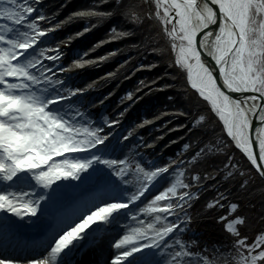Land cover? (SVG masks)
Instances as JSON below:
<instances>
[{
	"label": "trees",
	"instance_id": "trees-1",
	"mask_svg": "<svg viewBox=\"0 0 264 264\" xmlns=\"http://www.w3.org/2000/svg\"><path fill=\"white\" fill-rule=\"evenodd\" d=\"M41 1L50 19L45 24L50 23V27L59 29L56 40L60 46L66 50L69 47L76 49L77 52L80 48L85 53L84 57L73 60L72 70L94 78V83L100 85L104 95L115 94L116 100L119 98L121 106L126 109L125 113L136 120L138 126L150 128L152 141L162 152L170 155L173 161L181 158L185 162V181L190 187L189 194L193 195L188 207H191L190 214L193 219L197 218V224L203 231L204 235L200 234L202 240L211 239L230 251L231 255L223 260L225 264H243L237 259L242 255L238 249L239 242L250 240L255 233L264 231V224L255 220L259 214L251 215L249 208L254 197L264 201L263 179L233 146L217 117H213L218 122L214 128L216 130L210 129L204 136L200 134L209 127V123H206L209 117L203 115H209V104L191 89L186 70L178 69L175 64L171 53V38L163 33L153 18L138 26L139 29L132 37H124L121 43H127L128 48L110 46L112 42L119 41L117 35L126 27L121 18L132 21L135 15L141 17L146 7H151L153 2L150 0L151 3L146 6L143 0H113L114 6L108 3L109 8L118 7L119 11L123 9L117 16L122 30L114 31L115 38H112L109 25L95 20L98 13L92 12L89 7L92 0ZM102 3L104 5L107 1L102 0ZM149 31L153 37L150 36L147 41L143 33ZM153 40L154 43L150 42ZM124 60L135 70L123 67ZM143 61L147 68L141 67ZM144 70L149 79H143L146 76ZM159 82L167 87H159ZM123 90H128L136 97L134 105H129L127 95L117 93ZM190 118L198 122L196 126H190L193 124ZM222 134L238 158L245 162L247 168L243 174L240 168H235L228 160L227 145L219 147L215 142ZM225 168L229 172L225 173ZM259 187L262 188L260 198L257 196ZM230 203L237 204L240 215L247 217L246 223L240 225V231L235 235L226 229ZM256 264H264V257Z\"/></svg>",
	"mask_w": 264,
	"mask_h": 264
},
{
	"label": "rangeland",
	"instance_id": "rangeland-1",
	"mask_svg": "<svg viewBox=\"0 0 264 264\" xmlns=\"http://www.w3.org/2000/svg\"><path fill=\"white\" fill-rule=\"evenodd\" d=\"M89 1L90 0H88L87 2ZM106 1L107 3L103 5L102 0H92L93 3L92 5H89V7L92 12L98 13V16L95 17V20H101L107 23L111 30L112 38H115L114 31L119 32L122 30L120 24L117 21V16L118 13H121L123 9L119 11L118 7L109 8L107 4L109 3L111 6H114L113 0ZM143 1L145 6L147 3H151L150 0ZM151 1L153 2V7H146L145 14H142L141 17L135 15V19H133L132 21L121 18L126 27L123 31L120 32V35H117V39L119 41L112 42L110 46L128 48L129 45L127 43H121V41L124 40V37H132L134 33L139 29L138 26H142L144 23H146L145 20L150 21L151 18H153L160 29L163 31V33L171 38V53L175 60V64H179L178 69H186L188 67L189 69L193 68V61L194 59L198 60L199 56L198 51L195 47L194 40L195 24L191 20L190 10L185 7L177 10L176 2L174 0ZM1 5H4L8 10L12 8V4L9 1L3 2L1 3ZM225 5L229 9L231 19L237 26L239 33L246 45V50L243 57L245 74L251 82L252 86L258 90V86L264 85V0H226ZM152 29H155V27H153ZM35 31L36 30L34 29L33 24H16L14 38L16 41H19L22 38L25 39V42H28L36 37V34L34 33ZM143 34L146 36L147 41H149V37L153 35L151 31H149L147 34ZM154 41L155 40L150 42L154 43ZM4 50L8 51V47ZM9 51L13 53V49H9ZM52 54L53 55L49 57L48 63L50 62L54 67L59 68L60 56L58 54V51ZM45 56L46 55L41 49L39 52V59ZM126 61L127 60L123 61L122 66H128V70L134 69L133 66H129ZM144 61L142 62L141 67L147 68L145 67ZM196 66L198 70L195 75L191 76L190 74L192 86L198 89L200 93L199 96L208 98L212 105V107L207 110L209 115L203 113L205 117H209V119H207L206 121V123H209V127L207 129H205V127V132L200 133L204 136V134H207L210 129L216 130L214 128L217 127L218 122L213 117L218 118L219 115L222 117V113L220 111L230 110V104L226 96L216 86L215 80L213 79L211 73L207 70V68L200 63H197ZM178 72L179 74L181 73L180 70H178ZM145 73L146 76L144 75L143 79H149L148 73L146 71ZM48 78H50V76H48ZM157 85L164 89L165 87H167V85H162L160 82L157 83ZM45 88L48 89V92H46L45 94L42 93V95H37L36 93H34L31 95H26L21 99L22 103L28 106L31 103L37 104V102L46 101L47 98H53L55 96L62 95L60 93V90L63 88L62 86L59 89H51L48 86H46ZM213 99L217 103L214 102ZM188 104L191 107L189 101ZM62 116L67 117L66 114H62ZM190 119L193 122V124L190 126H196L198 122L196 123L192 118ZM246 127L247 126L245 120L241 118V116H239L236 122L235 131L240 141L244 145L248 144L249 142ZM218 132H220V130H218ZM114 137L113 139L101 145L103 148L101 150V153L98 151L96 155L92 157L93 161L98 162V164L93 165V168L91 169H84L85 172L94 171L97 169L105 170V167L108 165V163H111L113 167L115 164L122 170L123 173V176L120 179V186L117 187V192L123 193L122 189H124L126 192H130L131 195H134L136 192H138L139 194H145L147 190L143 189L142 187H144V183L145 185L147 184V187L151 186V177L152 182L155 181V177H160L161 180L153 189L149 191L146 199L139 205V208H137L136 211L125 213L120 217L119 226L114 227L118 228L119 231H117L115 235H112V237H107L109 243L107 245L109 246V249L114 248L113 245H115V242L119 246L122 245L123 247L120 246L121 248H126L130 245H146L150 241V239L148 238L156 239L162 234L168 237L173 233L172 224L174 219H176V217H173L171 215V211L173 210L171 205L175 204V201L172 200V197L179 194L187 187L183 175H181L179 171L174 167H172L170 171H166V173L161 174L152 171L150 167H144L147 165H145L144 160L141 161L137 157L136 146L131 144L130 142H125L124 140H122L121 136H118V134H116ZM215 142L219 144V147L222 145H227V150L229 153V156L227 157L228 160L233 165H235V168H240V172L243 174V172L246 171L247 166L242 159L238 158L234 149H232L227 144V140L223 136V134L219 135L215 139ZM260 150L262 158L264 160V128L261 133ZM130 157H132V159L128 160ZM105 161H107V163H105ZM57 163L58 162H54V164ZM72 163L75 164L77 162L73 161ZM80 163L87 164L83 161H81ZM58 167L63 168L61 163L58 164ZM73 171H75V169ZM227 172H229L228 168H225V173ZM260 189L262 188L259 187L257 189L259 190L257 191V196H259V198L261 197ZM262 191L264 190L262 189ZM107 200L108 199L99 200L97 201V203H99L100 205L102 203L109 202ZM254 201L257 203H255ZM111 205L112 203L109 202L108 204L101 206L99 209L103 211V209H108V207H110ZM94 207L96 206H93V208ZM229 207L231 208V212L237 209L236 204H229ZM249 208L251 215L257 213L259 214L258 219L255 220L257 222H260L261 224H264V201L262 199L258 201V197H254L252 198V201H250ZM245 210L243 211L244 214ZM137 219H141L142 221L137 223ZM234 219H237L236 216ZM123 220H126L127 222L124 223L122 222ZM246 220L247 217L245 215V218L243 217V219L228 223V227L231 230L238 231L237 224L244 223L246 222ZM217 229H219L218 231H220V227L218 225ZM179 232H181V230ZM179 232L177 233L178 235L176 234L177 237L172 243L169 242L165 246H163L157 253H152L150 256V261L147 264H210L209 261L204 257H200L198 255L190 256V254L187 253V246L189 247L190 245H186V242L184 240L181 241V244L177 245L175 243L176 239H178L177 241H179V238L184 235ZM144 234L151 235L150 237H146L144 236ZM262 234H264V231L255 233V235H253L250 240L247 239L239 242L238 249L242 255L241 258L237 257V259L240 261V263L253 264L264 255V249H261L260 244L256 243L257 240L261 239ZM126 237H132V239H125ZM244 241L248 243L244 244ZM250 241L253 242L250 243ZM118 253L119 249L114 248L113 253H111V255H108V257L103 260L102 263L110 264V260L115 257V255L112 254ZM225 255H230V251L225 252ZM124 258L126 257H121V259Z\"/></svg>",
	"mask_w": 264,
	"mask_h": 264
},
{
	"label": "bare ground",
	"instance_id": "bare-ground-1",
	"mask_svg": "<svg viewBox=\"0 0 264 264\" xmlns=\"http://www.w3.org/2000/svg\"><path fill=\"white\" fill-rule=\"evenodd\" d=\"M176 2V9H182L183 7L188 8L191 12L192 19L196 20L197 23L204 24L206 20L209 18L211 11L209 10V4L206 0H200L196 2V0L190 1V0H174ZM218 3H224L226 0H215ZM227 10V11H226ZM221 12H222V22L220 24L219 30L216 35V54H217V62L219 66H221L225 76L227 77L228 82L233 85L234 87L242 88L243 86H247L245 82V78L243 77V56L245 52V44L241 37L238 36L237 32L234 30L231 20L229 17H231L229 9L227 6L223 7L221 5ZM198 68L195 67L192 71V75L194 76L197 72ZM246 88V87H245ZM206 94V93H205ZM215 101V100H214ZM231 102V101H230ZM233 112L232 110L223 111V116L225 119V123L228 126L229 130L234 129V123L235 119L243 118L246 123V131L247 134L249 133V122L251 117L254 115L255 111L257 110L258 106L257 103L254 101H233L231 102ZM238 120V119H237ZM249 136V134L247 135ZM246 147L249 148V142L246 144ZM1 159V155H0ZM119 173V175H117ZM88 180L85 182H80L78 179H74L76 182L71 181L69 185H67V189L64 190V193L66 195L64 204H63V212L61 213L62 218L67 216L70 209L72 208V204L78 205V210H83L82 207H87L91 205V202H94L96 199L100 198H94L95 192H105V190L113 187L111 184H113L114 181H120L121 177L123 176V173L121 170H117L115 168H110L105 171H95L91 173H87ZM92 179V180H91ZM33 181H35L33 179ZM56 182V181H55ZM55 182L51 184L50 186H45V190L48 192H51L59 182ZM115 184V183H114ZM91 185L95 186L93 191L91 190H85L86 188L90 187ZM99 185V186H98ZM44 190L38 189L37 193H41ZM121 190V189H120ZM124 195V198L126 203H130V207H123L124 211H128L129 209H132V204L136 202V198H134L130 192H126L124 189H122ZM10 193H13L15 197L21 196L26 199L27 202L31 201L32 206L37 207V213H39V220H44L46 216L42 213H40V206L41 204L38 203V200L32 196V195H26L25 192H20L16 189H10ZM91 192V193H90ZM74 193V196L71 198H68V195ZM56 196V195H55ZM54 196V197H55ZM120 194L116 192L114 198H119ZM74 199V200H73ZM82 206V207H81ZM122 203H118L116 205V208L112 205L111 208H109V212L105 211V214H108V216L116 217L118 214V208L122 207ZM60 215H54L52 218H55V220H58ZM98 220V219H97ZM141 219H137L136 222H141ZM135 224V223H134ZM133 225V223H132ZM90 245V244H89ZM89 247V246H88ZM87 247V248H88ZM84 250L85 253L83 255L77 257V261H81V258H87V252L89 249ZM86 256H85V255Z\"/></svg>",
	"mask_w": 264,
	"mask_h": 264
},
{
	"label": "snow or ice",
	"instance_id": "snow-or-ice-1",
	"mask_svg": "<svg viewBox=\"0 0 264 264\" xmlns=\"http://www.w3.org/2000/svg\"><path fill=\"white\" fill-rule=\"evenodd\" d=\"M217 11L219 10L217 9ZM216 82L222 91L227 92V89H224L223 84L219 80L218 73L216 74ZM193 90H195L197 95L200 94L198 89H196L195 87H193ZM262 93H264V85L258 86V91L254 93V95L259 97L261 102L264 103V95H262ZM229 95H232L235 97L236 94L229 93ZM127 99L129 101V105H134L136 103V97L132 96L131 94L127 96ZM205 103H207V101H205ZM116 123H118V121H115V119L113 118V122L111 123V125H106L107 132H104L103 135L107 136V133L112 131V128L115 127ZM145 123H148V122L145 121ZM255 129H256V124L253 123V131H255ZM109 139H110V136L107 139H103L98 146L103 145ZM3 154H4V158L0 159V174H3L6 180L11 181L17 175V173L21 171L23 167L22 157L12 152L3 153ZM54 157H58L60 159L64 158L62 155H59V154H57ZM257 161H258L261 171H264V160L260 159L259 150H257ZM54 162L55 160L53 159V157L49 158L46 160V162H43L44 167L48 168L50 165H53ZM105 163H107V161H105ZM29 166L32 168L37 167L36 164H30ZM73 168L76 169V172L62 171L59 174H55L52 172H43L41 176L37 177V179L43 180L47 186H50L55 181H58L61 178L78 176L77 173L80 172V169L82 168L87 169L89 168V165L83 164V163H75L73 164ZM117 175H119V173H117ZM0 200L5 201V203L0 204V210L7 209L8 211L10 210V212L15 213L18 216H25V215L34 216L37 213V207L32 206L31 201L26 202V203H19L17 200L10 197L8 194H0ZM21 213H23V215H20ZM89 225H90V219L88 221H85L83 223L76 225L75 227L79 231V230L88 229ZM70 239H71V235L68 234V232L63 234L55 242V246L51 249V253L54 252L58 255L61 254L66 249L65 245L68 244V241ZM125 239H132V237H126ZM256 243H259L261 249H264V234L261 235V239L257 240ZM115 247L119 249V254L116 255V257L114 258L113 264H127V261L131 257H133V255H138L139 253L145 250V249L140 248L138 245H130L129 247H126V248H121L119 245H115ZM133 249L135 250L133 251ZM120 253H122L126 258L121 259ZM0 264H11V262L5 259H0ZM32 264H48V262H47V259H36L32 261Z\"/></svg>",
	"mask_w": 264,
	"mask_h": 264
},
{
	"label": "water",
	"instance_id": "water-1",
	"mask_svg": "<svg viewBox=\"0 0 264 264\" xmlns=\"http://www.w3.org/2000/svg\"><path fill=\"white\" fill-rule=\"evenodd\" d=\"M198 1L200 0H197V2ZM206 1L209 4V8H210L209 10L211 11V14L204 24L197 23V32L195 36L197 49L199 51L202 63L206 65L207 68L211 71L215 81H216V74L218 73L220 82L223 84L224 89H227V92L225 91L224 92L232 102L237 100V101H249V102L254 101L257 103L258 108L254 113L250 124V137L255 153V158L257 161V150H259V137L262 127L264 125V103L261 102L259 97L254 95L256 91H254L253 89L233 88L226 81L222 68L221 66H219L214 56L215 37L217 35L223 17L221 12V7L220 4L215 0H206ZM217 9L219 11H217ZM229 93H235L236 95L234 97L232 95H229ZM253 123L256 124L255 131H253ZM258 171L264 177V171H261L259 164H258Z\"/></svg>",
	"mask_w": 264,
	"mask_h": 264
},
{
	"label": "clouds",
	"instance_id": "clouds-1",
	"mask_svg": "<svg viewBox=\"0 0 264 264\" xmlns=\"http://www.w3.org/2000/svg\"><path fill=\"white\" fill-rule=\"evenodd\" d=\"M87 219V218H86ZM83 223V222H82Z\"/></svg>",
	"mask_w": 264,
	"mask_h": 264
}]
</instances>
